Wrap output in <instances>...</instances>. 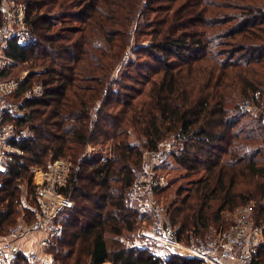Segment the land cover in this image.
<instances>
[{
	"label": "trees",
	"instance_id": "obj_1",
	"mask_svg": "<svg viewBox=\"0 0 264 264\" xmlns=\"http://www.w3.org/2000/svg\"><path fill=\"white\" fill-rule=\"evenodd\" d=\"M19 1L37 43L10 40L7 55L17 63L1 75L30 71L18 96L36 83L43 95L27 100L18 120L31 132L20 141L25 163L0 172V233L23 210L35 221L21 207L25 189L34 190L31 168L65 159L73 168L59 194L75 206L66 212L57 264H199L180 256L163 263L122 240L141 219L125 196L145 155L170 136L181 147L162 170L176 165L188 180L166 205L180 240H203L213 227L218 233L231 224L225 212L244 205L264 215V126L237 130L245 116L239 101L264 97V0H162L155 8L145 6L152 0ZM142 25L148 44L139 43ZM130 52L147 58L130 59L129 72L156 76L132 89L137 95L123 93L133 87L116 78ZM18 264L29 263L22 256ZM255 264H264V246Z\"/></svg>",
	"mask_w": 264,
	"mask_h": 264
},
{
	"label": "built area",
	"instance_id": "obj_2",
	"mask_svg": "<svg viewBox=\"0 0 264 264\" xmlns=\"http://www.w3.org/2000/svg\"><path fill=\"white\" fill-rule=\"evenodd\" d=\"M27 8V4L19 0H2L0 5V172L3 173L18 161L25 163L21 159L25 152L20 141L31 136V132L29 128L20 130L18 120L27 112V100L43 95V86L36 83L18 96L29 71L18 79L1 75L17 63L7 55L10 40L26 47L37 43L36 35L27 24ZM242 110L249 112V104ZM165 146L162 144L155 155H145L144 170L137 172L125 196V202L136 208L141 217L136 235L125 244L132 249L147 250L163 263L180 256L199 264H255L264 246V215L256 219L254 205L239 208L234 222L211 238L191 244L179 239L178 227L158 196V191L169 184L162 168L172 149ZM87 150L91 153L92 146L88 145ZM72 168V162L65 159L55 161L48 170L31 168L34 205H23L34 213L35 221L29 223L28 219H21L9 231L0 233V264H18L22 256L29 264H57L66 212L75 206L71 199L59 194V189L66 185Z\"/></svg>",
	"mask_w": 264,
	"mask_h": 264
},
{
	"label": "rangeland",
	"instance_id": "obj_3",
	"mask_svg": "<svg viewBox=\"0 0 264 264\" xmlns=\"http://www.w3.org/2000/svg\"><path fill=\"white\" fill-rule=\"evenodd\" d=\"M161 1L162 0H152L148 4L146 3L145 6L155 8V7H157V5H160ZM141 12H140V14H141ZM147 15H144L143 16L144 18L141 20V23L143 25L147 23L148 16H149V15L148 16ZM137 31H139L138 32L139 33V43H144V44L150 43L151 38H149V36L147 34L145 36H142L140 34V32L141 33H144V32L149 33L148 31H150V30L146 29V26H143L141 29L138 27ZM127 58H129V59H127L125 61L124 65L118 69L119 72H118L116 78L119 79V81L121 82L122 85H129V87H133V88L128 89V91L127 90H125V92L123 91V93H125V94L126 93H132L133 95H137L136 91H134L132 89H137L138 91L142 90L144 87H146V85H148L147 82H149L151 79H155L156 76H154L153 72H151V70H149L148 68H143L140 73H137L138 69H136V68L130 69V72H129L128 65L130 63V59L134 63H142L147 58L145 54H136L134 52H130ZM150 65L151 66L153 65V67H157L154 64H150ZM25 72H26L25 70H23V71H17L16 70L15 71V79L16 78L18 79L21 76H23ZM123 73H126L127 75H131V76L129 78H124ZM16 74H18V75H16ZM13 76H14V74H13ZM134 78L136 80H134ZM251 101H253V102H251ZM245 104L246 105L249 104L250 111L244 112L245 116L242 119L241 123L238 125L237 130L239 128H243V129H247V130H256L257 133H260L259 127L264 126V97L261 96L260 94H256V95H253V97H251L250 99L249 98L241 99L239 101V107H240L241 111H243L242 107H244ZM257 123H261V124L258 125ZM164 144H166V146L164 148L169 146V147H171L172 150L175 148L177 149V147L178 148L181 147L179 140L177 138H175L174 136H170L164 142ZM107 147L109 148V146H107ZM108 148H106V149H108ZM87 151L88 150L86 149V152ZM94 151H95V148L92 147V152L87 153V154L93 155L92 153H94ZM171 168H172V170H170V172L167 170L164 171L165 177L169 182L168 186L161 189L160 191H158L159 199L162 202H164L167 206H168V203L170 202L171 198L173 197L172 192H174L177 189V187H179L180 185H185L188 183L187 182L188 180H184V178H183L184 177L183 175H185L186 172L182 168H179L176 165L172 166ZM143 170H144V168L141 171H143ZM198 177H199V175H196L194 178H198ZM35 182L36 181H34V183ZM166 189H169V190L164 192ZM23 204L24 205L25 204H33L34 205V197H33L32 191L30 189L29 190L25 189L24 195L22 196V206L21 207L26 210V208L24 207ZM249 205H254V213H255V217L257 219V217H259V214L257 212V208H256L255 204L251 203ZM245 206H247V205L241 206L239 208H242ZM238 209H236L232 213L225 212V213H227L224 215L226 220L231 222V223L234 222L235 217L238 214V212H237ZM22 216L23 217L21 219H25V218L28 219V216L26 215V212H24V210L22 211ZM215 229L216 228L213 227L211 232H209L204 239L211 238L216 232ZM137 231H138V226H137V229L135 232H133L132 234L127 235V236L122 238L123 242L126 243V241L133 238L136 235Z\"/></svg>",
	"mask_w": 264,
	"mask_h": 264
},
{
	"label": "crops",
	"instance_id": "obj_4",
	"mask_svg": "<svg viewBox=\"0 0 264 264\" xmlns=\"http://www.w3.org/2000/svg\"><path fill=\"white\" fill-rule=\"evenodd\" d=\"M26 246H27V249H29V248H28V244H27Z\"/></svg>",
	"mask_w": 264,
	"mask_h": 264
}]
</instances>
